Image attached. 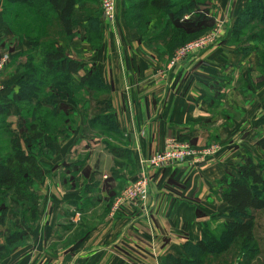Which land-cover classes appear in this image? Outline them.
Here are the masks:
<instances>
[{"label":"crops","instance_id":"0c3cea01","mask_svg":"<svg viewBox=\"0 0 264 264\" xmlns=\"http://www.w3.org/2000/svg\"><path fill=\"white\" fill-rule=\"evenodd\" d=\"M215 1L223 34L172 68L162 39L139 40L136 28L126 24L122 0L114 31L98 49L89 52L88 43L79 39L68 43L66 55L95 65L107 86L122 135L120 141L108 140L126 148L130 160L115 157L105 137L88 128L76 126L56 141L51 157L40 159L43 177L34 186L41 196L37 221L25 244L2 264H160L167 254L184 256L182 244L200 239L203 222L214 228L224 221L231 207L213 191L216 181L224 174L239 178L240 155L261 158L257 140L264 135V73L257 52L243 55L230 39L231 26L248 0ZM1 3L0 55L8 56L0 72L3 103L15 90L22 75L18 66L31 45L11 31ZM213 82L220 84L218 89ZM19 111L11 107L14 119L7 121L13 127ZM168 136L196 149L215 143L219 150L203 162L142 166L140 160L160 150ZM141 170L150 179L146 201L117 199ZM70 172L76 175L71 178ZM88 179L96 182L93 204L81 213L73 202H80V188ZM91 222L86 231L84 224Z\"/></svg>","mask_w":264,"mask_h":264},{"label":"trees","instance_id":"16d2710c","mask_svg":"<svg viewBox=\"0 0 264 264\" xmlns=\"http://www.w3.org/2000/svg\"><path fill=\"white\" fill-rule=\"evenodd\" d=\"M92 1L2 0L11 31L28 40L31 48L25 54L26 61L18 66L22 75L9 101L0 103V264L25 244L28 229L37 221L41 198L32 187L43 177L40 159L51 157L54 143L67 138L80 117L90 130L105 137L115 157L130 160L126 148L108 140L120 141L122 135L115 123L109 90L96 66L87 67L68 57L59 42L61 37L73 36L75 21L80 20L92 33L93 47L100 46V13L87 6ZM201 1L204 0H122L123 17L129 27L136 28L139 40L162 39V51L169 57L177 47L212 27V20L196 11ZM158 28L154 36H149ZM230 35L238 52H257L258 68L264 73V0H248L234 20ZM79 71L83 74L77 77ZM212 85L218 89L220 84ZM80 93L82 98L72 96ZM13 105L20 110L14 127L7 121ZM257 146L261 158L251 153L239 156V178L224 174L216 181L213 191L231 207L224 221L214 228L209 221L203 222L200 239L182 244L184 256L167 254L160 264H250L258 253L255 219L264 211V135L258 138ZM115 163L119 164V160ZM70 174L71 178L76 175ZM112 174L117 177L116 171ZM95 185L88 179L81 186L80 202H73L81 213L93 204ZM108 210L109 204L105 211ZM92 223L84 224L86 231ZM254 261L259 263L256 258Z\"/></svg>","mask_w":264,"mask_h":264},{"label":"built area","instance_id":"2783aa9c","mask_svg":"<svg viewBox=\"0 0 264 264\" xmlns=\"http://www.w3.org/2000/svg\"><path fill=\"white\" fill-rule=\"evenodd\" d=\"M103 20L115 24L118 0H98ZM217 37V31L212 30L202 36L192 39L177 47L170 58L167 66L172 68L178 65L185 57L206 48L212 44ZM8 56L0 57V72L2 71ZM219 150L215 143L196 149L185 141L175 136H168L164 139L160 150L152 153L149 157L140 160L142 166L150 168H160L167 165L184 161L203 162L207 157L213 156ZM150 179L144 170H141L118 194L120 200L134 202H145L149 193Z\"/></svg>","mask_w":264,"mask_h":264},{"label":"rangeland","instance_id":"374dc122","mask_svg":"<svg viewBox=\"0 0 264 264\" xmlns=\"http://www.w3.org/2000/svg\"><path fill=\"white\" fill-rule=\"evenodd\" d=\"M87 6L89 7V6H91V7H93V8H96V9H98L99 10V13H100V16H99V30H98V33H99V36L98 37H100L99 39H100V46L103 44V42H104V39H105V37H108L109 35V30L111 31L112 29H113V26L115 25L116 26V22H115V24H111L110 22H107V21H105V20H103V18H101V11H100V7H99V2H98V0H93L92 2H88L87 3ZM218 5L216 4V1L215 0H204V1H201L200 3H199V5L197 6V8H196V11L197 12H200L201 14H203L205 17H207L208 19H210V20H212V27L211 28H209L207 31H205V32H203V33H201V34H199V36H202V35H204V34H206V33H208V32H210V31H212V30H216L217 31V37L216 38H220L219 36H221L222 34H223V31L220 29L221 27H222V21H223V19H221L223 16L221 15V13H220V11L218 10V7H217ZM224 15V14H223ZM216 18V19H215ZM217 19H219V20H217ZM222 20V21H221ZM76 23H75V33L73 34V36L72 37H70V38H65V37H61L60 39H59V42L61 43V44H63L64 46H65V48L67 47V45H68V43H70L71 41H73L74 39H79V40H81V41H83V42H85V43H88V47H90V49H89V52H91V50H93V49H98L99 47H97V48H95V47H93V45H94V43H93V41L91 40L92 39V33H91V31H87L86 30V28H85V26H84V24H82L81 23V21L80 20H77V21H75ZM107 24V25H106ZM111 24V25H110ZM110 26V27H109ZM114 30H112V32H113ZM112 34V33H111ZM199 36H197V37H199ZM97 36H96V34H95V40L98 38ZM196 37V38H197ZM195 39V38H194ZM87 46H85L86 47V49H87ZM30 50V49H29ZM28 50V51H29ZM202 50V49H201ZM27 51V52H28ZM26 52V53H27ZM25 53V54H26ZM31 53V52H30ZM29 53V54H30ZM7 56L6 54H2V55H0V57L1 56ZM193 55V53L192 54H190V55H188L187 57H185L184 59H186V58H188V57H190V56H192ZM169 58H170V56H169ZM183 59V60H184ZM182 60V61H183ZM23 61L25 62L26 60H25V58L23 59ZM181 61V62H182ZM180 62V63H181ZM179 63V64H180ZM177 66V65H176ZM22 69V68H21ZM82 95H83V93H80V94H74V95H72V96H74L75 98L77 97V98H79V96L82 98ZM87 98V97H86ZM72 99H70V103L71 104H75V101L74 100H72ZM64 101V100H63ZM81 103V99H80V101L79 102H77V105L80 107V104ZM88 110V109H87ZM87 110H85L84 112H86ZM88 112H91L90 110L88 111ZM12 117V115L10 114V116H9V118H11ZM11 119H14L13 117L11 118ZM76 126H79L81 129H83V128H88L87 126H86V123H84V121L81 119V117H80V120H78V123H77V125ZM89 129V128H88ZM75 130V129H74ZM74 130L71 132V133H73L74 132ZM89 131H91V132H93L92 130H90L89 129ZM71 133H70V135H71ZM253 155H254V153H253ZM255 157H256V155H254ZM63 166H64V163H63ZM64 173V172H63ZM71 175V174H70ZM61 179H63L64 180V174H62L61 175ZM63 180H62V182H63ZM32 190H35V187L33 186L32 187ZM81 197V196H80ZM40 198H41V196H40ZM259 222V223H258ZM257 223H258V225H257ZM256 227H255V239H256V248H257V250H258V253H257V255L254 257V259L256 258L257 260H259V263L258 264H264V211H262V212H260V215H258V217H257V221H256ZM236 258V257H235ZM235 258H233V261L235 260ZM254 259H251L250 260V264H255V261H254ZM245 259L243 258V257H241V262H243ZM237 261H234V263H236ZM240 262V263H241Z\"/></svg>","mask_w":264,"mask_h":264}]
</instances>
